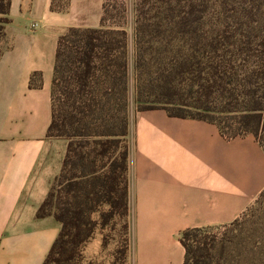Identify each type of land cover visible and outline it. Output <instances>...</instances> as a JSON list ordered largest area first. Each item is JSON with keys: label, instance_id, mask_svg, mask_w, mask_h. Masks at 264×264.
<instances>
[{"label": "trees", "instance_id": "16d2710c", "mask_svg": "<svg viewBox=\"0 0 264 264\" xmlns=\"http://www.w3.org/2000/svg\"><path fill=\"white\" fill-rule=\"evenodd\" d=\"M67 3L52 0L51 8L62 11ZM10 5L0 0V56ZM126 12L123 0H104L98 27H70L58 38L46 134L68 144L37 210L38 217L53 215L61 225L42 264L81 263L96 226L127 217ZM134 44L137 111L163 109L171 117L207 121L228 140L251 134L264 149V0H135ZM40 77L33 73L29 86H40ZM247 209L224 226L183 230L182 264H264V240L250 244L225 236ZM221 228L227 230L223 236ZM116 254L123 260L126 246Z\"/></svg>", "mask_w": 264, "mask_h": 264}, {"label": "crops", "instance_id": "0c3cea01", "mask_svg": "<svg viewBox=\"0 0 264 264\" xmlns=\"http://www.w3.org/2000/svg\"><path fill=\"white\" fill-rule=\"evenodd\" d=\"M103 1L68 0L57 11L52 0H11L0 56V264H42L60 231L53 215L37 216L68 144L46 134L55 52L68 28L100 25ZM33 73L41 76L38 87L29 86ZM128 151V229L113 240L114 255L126 246L123 264H182L183 230L229 224L264 189L257 139L228 140L207 121L129 103ZM111 225L96 226L82 261L101 262Z\"/></svg>", "mask_w": 264, "mask_h": 264}, {"label": "rangeland", "instance_id": "374dc122", "mask_svg": "<svg viewBox=\"0 0 264 264\" xmlns=\"http://www.w3.org/2000/svg\"><path fill=\"white\" fill-rule=\"evenodd\" d=\"M118 2L120 0H117ZM126 3L127 12H126V24L125 27L128 32V40H129V95H130V105L135 107V69H134V57H135V44H134V3L135 0H123ZM259 140L264 147V134L259 135ZM120 218H116V220L112 223L111 226H108L107 231L105 232V236L103 240L108 242V245L103 247V258H101V262L97 264H111L110 263V255L115 252L114 239L120 240L123 239L127 229L124 228V223ZM224 226V225H223ZM220 236L225 235V229H219ZM229 237H233L234 240H248L250 244L256 243V240H264V195H258L255 201L249 206L246 211V216L243 220L240 221L237 229L234 231H227ZM240 246V245H239ZM263 255L261 256V261H264V250L262 251ZM237 250L234 246L231 247L229 257L237 258ZM115 262L114 264H123L122 260L114 255ZM88 260L82 261L77 264H88ZM234 263V262H232ZM126 264H133L131 262H127Z\"/></svg>", "mask_w": 264, "mask_h": 264}]
</instances>
